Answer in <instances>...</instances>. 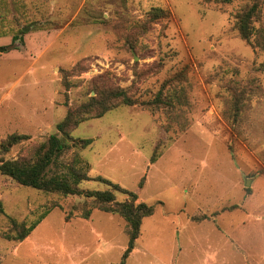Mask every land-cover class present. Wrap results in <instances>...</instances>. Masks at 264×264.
<instances>
[{"label": "rangeland", "instance_id": "374dc122", "mask_svg": "<svg viewBox=\"0 0 264 264\" xmlns=\"http://www.w3.org/2000/svg\"><path fill=\"white\" fill-rule=\"evenodd\" d=\"M255 1L0 0V158L33 161L57 134L65 164L132 190L145 177L140 200L155 205L128 252L119 214L0 173V264H206L225 235L264 252V0L248 39L237 18ZM116 87L136 103L58 129ZM50 205L13 238L12 218L28 226Z\"/></svg>", "mask_w": 264, "mask_h": 264}, {"label": "trees", "instance_id": "16d2710c", "mask_svg": "<svg viewBox=\"0 0 264 264\" xmlns=\"http://www.w3.org/2000/svg\"><path fill=\"white\" fill-rule=\"evenodd\" d=\"M206 1H228V0H206ZM260 0H256L249 8L237 16L239 29L243 37L249 38L252 29L253 15L255 14ZM163 9H156V16H159ZM101 94V93H100ZM161 95H159L160 97ZM158 97V98H159ZM135 104L127 89L116 87L110 94L92 96L89 101L75 109H69L66 116L58 123V129L64 135H70L73 128L81 122L90 118L101 117L107 110L115 105ZM27 135H11L9 141H18V138H25ZM91 142L90 139L85 141ZM3 150L9 151L8 143H3ZM69 145L62 137L52 134L47 141L38 147L37 157L33 161H24L14 158H0V173L7 175L20 184L30 186L47 192H61L65 195H79L91 199L92 206L100 210L116 213L123 217L127 224L129 235V246L133 248L135 240L141 234V227L144 218L155 213V205L147 201L140 200L139 192L145 184V177L139 182L138 188L132 190L122 187L119 183L113 182L103 176L91 177L84 170L82 165H78L81 160L76 158L71 163H64L60 160L61 156L68 149ZM3 150H0L4 152ZM156 160L155 157L152 158ZM53 166L66 168V170H53ZM97 180L105 182L113 189H84L80 187L83 181ZM117 191L128 195L124 200H118ZM1 204V202H0ZM56 205H50L40 214V216L30 225L19 223L16 219H11L13 224L21 227L13 238L24 240L31 231L51 212ZM0 210H2L0 205ZM92 207L84 208L81 212L83 218H89Z\"/></svg>", "mask_w": 264, "mask_h": 264}, {"label": "crops", "instance_id": "0c3cea01", "mask_svg": "<svg viewBox=\"0 0 264 264\" xmlns=\"http://www.w3.org/2000/svg\"><path fill=\"white\" fill-rule=\"evenodd\" d=\"M221 242L210 254L205 256L206 264H264V252H256L254 246L246 247V237L238 238L225 235Z\"/></svg>", "mask_w": 264, "mask_h": 264}, {"label": "water", "instance_id": "95a60500", "mask_svg": "<svg viewBox=\"0 0 264 264\" xmlns=\"http://www.w3.org/2000/svg\"><path fill=\"white\" fill-rule=\"evenodd\" d=\"M1 50H4V48H2ZM131 249H132V248L130 247L129 250H128V252H129Z\"/></svg>", "mask_w": 264, "mask_h": 264}]
</instances>
